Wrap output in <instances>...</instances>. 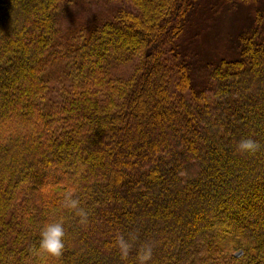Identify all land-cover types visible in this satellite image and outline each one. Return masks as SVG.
Returning <instances> with one entry per match:
<instances>
[{
    "label": "trees",
    "instance_id": "16d2710c",
    "mask_svg": "<svg viewBox=\"0 0 264 264\" xmlns=\"http://www.w3.org/2000/svg\"><path fill=\"white\" fill-rule=\"evenodd\" d=\"M98 1L85 25V0H0V264H137L146 243L149 264H264V0H210L249 19L209 60L188 26L203 1ZM61 215L56 259L39 231Z\"/></svg>",
    "mask_w": 264,
    "mask_h": 264
},
{
    "label": "rangeland",
    "instance_id": "374dc122",
    "mask_svg": "<svg viewBox=\"0 0 264 264\" xmlns=\"http://www.w3.org/2000/svg\"><path fill=\"white\" fill-rule=\"evenodd\" d=\"M203 1V3H202ZM201 3L196 10L193 11V16L191 17V24L188 26L192 30L193 34L198 35V49L202 54L205 55V59L209 60L212 57H216L219 54L220 49H225L226 51L231 49L234 45V38L239 29L244 28L248 24V11L244 7L239 16V11L225 12L221 9L212 15L208 12V3L210 0H201ZM64 6H70L68 2L63 1L58 5V12L62 14V8ZM83 6L77 11V17H74V22H81L82 24H90L97 20L96 17L102 18L109 12V5H106L98 0H85L81 5ZM210 10L215 7L208 6ZM69 8V7H68ZM252 8V5H251ZM253 9V8H252ZM218 10V9H217ZM216 11V8H215ZM82 13V14H79ZM61 29L71 28V21H63L61 25H57ZM190 30V31H191ZM195 37V36H194Z\"/></svg>",
    "mask_w": 264,
    "mask_h": 264
},
{
    "label": "clouds",
    "instance_id": "9594fccd",
    "mask_svg": "<svg viewBox=\"0 0 264 264\" xmlns=\"http://www.w3.org/2000/svg\"><path fill=\"white\" fill-rule=\"evenodd\" d=\"M261 148L259 141L249 137L241 139L236 144V150L241 154H255ZM76 189L71 188L64 196L62 209L74 213L81 224H87L89 213L81 207V201L74 193ZM65 217L63 215L44 223L39 231L38 251L42 255L59 259L63 256L65 249ZM135 236L125 238L123 235L116 237L115 246L117 247L122 260H126L133 248ZM153 256V246L146 243L137 250V264H149Z\"/></svg>",
    "mask_w": 264,
    "mask_h": 264
}]
</instances>
